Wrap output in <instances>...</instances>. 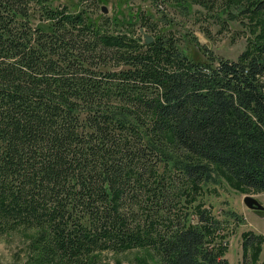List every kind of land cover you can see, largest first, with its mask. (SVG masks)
<instances>
[{
	"label": "trees",
	"instance_id": "trees-1",
	"mask_svg": "<svg viewBox=\"0 0 264 264\" xmlns=\"http://www.w3.org/2000/svg\"><path fill=\"white\" fill-rule=\"evenodd\" d=\"M247 2L255 39L204 60L135 21L0 0V233L32 232L30 264H229L223 222L184 201L218 171L264 191V0ZM243 236L256 261L264 237Z\"/></svg>",
	"mask_w": 264,
	"mask_h": 264
},
{
	"label": "rangeland",
	"instance_id": "rangeland-1",
	"mask_svg": "<svg viewBox=\"0 0 264 264\" xmlns=\"http://www.w3.org/2000/svg\"><path fill=\"white\" fill-rule=\"evenodd\" d=\"M49 1L53 7L85 8L93 16L135 21L133 29L144 28V32L151 35H173L189 55L204 60L210 52L215 57L237 59L259 32L252 13L245 10L247 0H236L230 8L225 7L227 3L220 2L211 9L199 0ZM103 6L107 7V12L102 10ZM140 34L143 36L142 32ZM176 158L172 155L162 166L176 170ZM247 195L254 196L264 205V191L239 189L218 171L212 180L190 188L187 201H184L189 208L195 204L204 205L223 222L218 235L226 248L229 264H264V239L260 242L256 261H253L255 249L248 248L244 253L245 232L264 237V211L247 207L244 202ZM32 241L31 231L0 233V264H30ZM153 260L151 251L131 248L121 253L101 252L96 264H152Z\"/></svg>",
	"mask_w": 264,
	"mask_h": 264
},
{
	"label": "water",
	"instance_id": "water-1",
	"mask_svg": "<svg viewBox=\"0 0 264 264\" xmlns=\"http://www.w3.org/2000/svg\"><path fill=\"white\" fill-rule=\"evenodd\" d=\"M102 10L104 12H107L108 9L106 6L102 7ZM140 31L143 33V37L145 39L146 43H151L154 40V36L151 34H148L147 32H144V28H141ZM244 202L250 209L256 210V211H264V205L254 196L247 195L244 198Z\"/></svg>",
	"mask_w": 264,
	"mask_h": 264
}]
</instances>
